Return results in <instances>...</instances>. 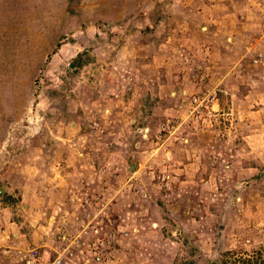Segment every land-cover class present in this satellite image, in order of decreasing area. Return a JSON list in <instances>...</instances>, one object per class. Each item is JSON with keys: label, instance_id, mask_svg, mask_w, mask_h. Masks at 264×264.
I'll return each instance as SVG.
<instances>
[{"label": "rangeland", "instance_id": "374dc122", "mask_svg": "<svg viewBox=\"0 0 264 264\" xmlns=\"http://www.w3.org/2000/svg\"><path fill=\"white\" fill-rule=\"evenodd\" d=\"M260 54L264 0H0V264H264Z\"/></svg>", "mask_w": 264, "mask_h": 264}, {"label": "trees", "instance_id": "16d2710c", "mask_svg": "<svg viewBox=\"0 0 264 264\" xmlns=\"http://www.w3.org/2000/svg\"><path fill=\"white\" fill-rule=\"evenodd\" d=\"M74 63H75V65L77 66V67H80V66H82L83 64H82V57L81 56H78L75 60H74ZM4 199L5 200H10L11 199V197L10 196H5L4 197ZM113 239V237L112 238H109V241L110 240H112ZM107 252L105 251H103V256L106 254ZM102 254V253H101ZM102 259V261H103V259L104 258H101Z\"/></svg>", "mask_w": 264, "mask_h": 264}, {"label": "built area", "instance_id": "2783aa9c", "mask_svg": "<svg viewBox=\"0 0 264 264\" xmlns=\"http://www.w3.org/2000/svg\"><path fill=\"white\" fill-rule=\"evenodd\" d=\"M264 62V57L262 54H260L259 57H257V59L254 60L255 64H262ZM54 264H62V260L58 259Z\"/></svg>", "mask_w": 264, "mask_h": 264}, {"label": "water", "instance_id": "95a60500", "mask_svg": "<svg viewBox=\"0 0 264 264\" xmlns=\"http://www.w3.org/2000/svg\"><path fill=\"white\" fill-rule=\"evenodd\" d=\"M3 192V191H2Z\"/></svg>", "mask_w": 264, "mask_h": 264}]
</instances>
